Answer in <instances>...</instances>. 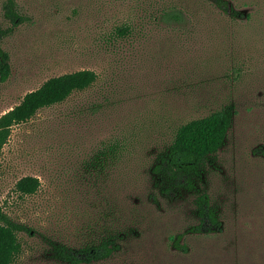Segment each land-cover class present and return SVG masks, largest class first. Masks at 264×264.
<instances>
[{
    "label": "rangeland",
    "instance_id": "1",
    "mask_svg": "<svg viewBox=\"0 0 264 264\" xmlns=\"http://www.w3.org/2000/svg\"><path fill=\"white\" fill-rule=\"evenodd\" d=\"M224 1L15 0L14 25L0 0V117L52 77L98 75L15 125L0 154V208L30 230L13 264H70L51 242L81 249L113 232L121 248L98 264H264V0ZM170 7L183 18L166 22ZM228 106L225 145L190 179L155 171L181 125ZM25 176L36 193L18 192ZM204 194L218 226L201 225Z\"/></svg>",
    "mask_w": 264,
    "mask_h": 264
},
{
    "label": "trees",
    "instance_id": "2",
    "mask_svg": "<svg viewBox=\"0 0 264 264\" xmlns=\"http://www.w3.org/2000/svg\"><path fill=\"white\" fill-rule=\"evenodd\" d=\"M219 8L228 10L224 0H216ZM5 15L14 25L22 22L15 0H8L5 5ZM166 22L179 21L183 12L177 7H170L162 11ZM131 27H119L114 34L125 36ZM11 75L10 56L0 47V76L3 81ZM98 80V75L93 70H81L56 76L48 79L40 88L25 95L19 105L0 117V154L9 141L15 125L26 123L44 109L65 102L77 92L91 88ZM234 110L228 106L206 117L192 120L181 125L173 142L160 155V161L154 167L161 177L166 179L187 180L192 171H198L200 164L209 156L216 154L226 143L228 132L232 126ZM41 187L38 177L25 176L17 183V190L22 195L36 193ZM201 225L209 222L219 225L218 217L211 208L209 197L202 196L200 202ZM201 229V227L199 228ZM30 231L26 226L11 220L0 208V264H13L15 258L21 253L22 244L18 237L20 231ZM122 233L113 232L105 237L91 242L81 249L71 248L66 245L51 242L54 256L58 260L70 264H98L112 257L120 248L119 240ZM183 235H179L176 246L187 251L181 244Z\"/></svg>",
    "mask_w": 264,
    "mask_h": 264
}]
</instances>
